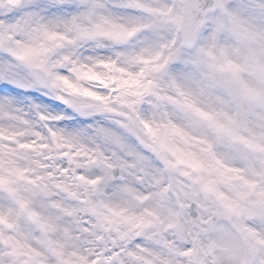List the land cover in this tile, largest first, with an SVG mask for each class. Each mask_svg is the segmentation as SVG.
Masks as SVG:
<instances>
[{
    "label": "snow or ice",
    "instance_id": "obj_1",
    "mask_svg": "<svg viewBox=\"0 0 264 264\" xmlns=\"http://www.w3.org/2000/svg\"><path fill=\"white\" fill-rule=\"evenodd\" d=\"M0 264H264V0H0Z\"/></svg>",
    "mask_w": 264,
    "mask_h": 264
}]
</instances>
